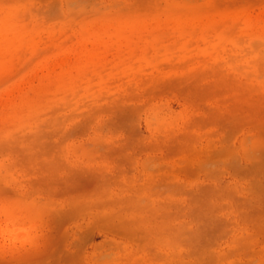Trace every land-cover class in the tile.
<instances>
[{
    "label": "rangeland",
    "instance_id": "rangeland-1",
    "mask_svg": "<svg viewBox=\"0 0 264 264\" xmlns=\"http://www.w3.org/2000/svg\"><path fill=\"white\" fill-rule=\"evenodd\" d=\"M0 264H264V0H0Z\"/></svg>",
    "mask_w": 264,
    "mask_h": 264
},
{
    "label": "bare ground",
    "instance_id": "bare-ground-1",
    "mask_svg": "<svg viewBox=\"0 0 264 264\" xmlns=\"http://www.w3.org/2000/svg\"><path fill=\"white\" fill-rule=\"evenodd\" d=\"M32 241V240H31Z\"/></svg>",
    "mask_w": 264,
    "mask_h": 264
}]
</instances>
